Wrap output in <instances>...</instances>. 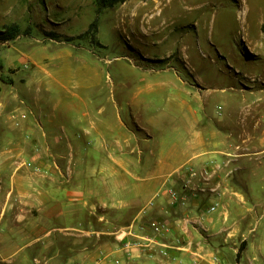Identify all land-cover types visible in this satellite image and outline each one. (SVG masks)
Wrapping results in <instances>:
<instances>
[{"label":"crops","instance_id":"0c3cea01","mask_svg":"<svg viewBox=\"0 0 264 264\" xmlns=\"http://www.w3.org/2000/svg\"><path fill=\"white\" fill-rule=\"evenodd\" d=\"M71 47L42 41L22 56H0V264H211L215 255L223 264H264L255 231L261 199L241 177L228 176L230 169L207 184L196 182L187 208L169 195L170 187L182 190L183 166L223 158L227 137L211 124L183 120L187 135L183 130L174 142L154 143L158 151L154 144L150 149L148 131L137 136L132 128L146 131L156 123L131 103L124 119L116 96L110 104H92L63 83V100L79 95L81 103H55L52 87L62 69L51 70L48 58L56 56L64 68L75 56ZM152 157L159 158L156 169L136 176L135 166L146 168L143 159ZM136 189L156 193L136 200L129 196ZM216 202L218 211L204 215V232L199 215ZM124 211L132 212L126 224L143 236L152 233L150 221L168 222L160 245H123L116 233Z\"/></svg>","mask_w":264,"mask_h":264},{"label":"rangeland","instance_id":"374dc122","mask_svg":"<svg viewBox=\"0 0 264 264\" xmlns=\"http://www.w3.org/2000/svg\"><path fill=\"white\" fill-rule=\"evenodd\" d=\"M95 20L97 26L90 29ZM13 23L22 30L30 28L31 34H22L10 47L0 44L2 57L22 56L42 41L50 46L72 45L75 56L64 68L56 56L48 58L51 70L62 69L52 87L55 103H81L79 95L67 99L65 95L63 100V85L92 104H110L116 96L124 119L131 103L145 121L156 123L146 125V131L132 127L137 136L149 132L150 149L158 141L180 138L179 132L188 128L183 120L194 124L198 119L204 127L211 124L220 137L225 135L229 152L223 158L200 166L189 163L181 169L203 171L190 189L196 182H211L221 169H230L228 176L241 177L253 187L262 203L255 231L264 247V151L256 153L264 147V0H126L101 10L98 0H0V29ZM51 31L76 38L52 40L46 35ZM157 146L152 149L160 151ZM142 148L147 155L149 151ZM136 150L134 165L139 160ZM158 160L144 158L148 166H135L136 176L142 177L148 168L155 170ZM175 190L179 198L172 203L189 207V189ZM153 193L136 189L129 196L142 200ZM215 204L217 209L210 211ZM212 205L199 215L197 225L204 232H208L204 215L220 207L219 202ZM122 214L117 215L116 237L123 245L131 242L141 247L146 243L142 238L149 236V246H159V237L170 228L165 220H156L167 223V231L151 229L150 235L143 236L136 226L126 224L132 212ZM129 228L134 240L118 238Z\"/></svg>","mask_w":264,"mask_h":264},{"label":"trees","instance_id":"16d2710c","mask_svg":"<svg viewBox=\"0 0 264 264\" xmlns=\"http://www.w3.org/2000/svg\"><path fill=\"white\" fill-rule=\"evenodd\" d=\"M125 1L126 0H98L99 10H101L103 8L113 7L117 4L123 3ZM145 1H147V0H145ZM96 26H97V20H95L91 24L90 29L93 27H96ZM87 32H89V31H87ZM22 34L23 35L31 34V29L27 28L25 30H22L21 26L17 23L5 25L4 29H0V44L14 41L18 37H20ZM46 35L50 39H53L56 41H71V40H74V38H76L73 36L72 37L64 36L63 34H60V33L55 32V31L47 32ZM78 38H80V36H78ZM0 68L1 69L4 68V61L1 57H0ZM2 77L5 78L4 75H2Z\"/></svg>","mask_w":264,"mask_h":264},{"label":"built area","instance_id":"2783aa9c","mask_svg":"<svg viewBox=\"0 0 264 264\" xmlns=\"http://www.w3.org/2000/svg\"><path fill=\"white\" fill-rule=\"evenodd\" d=\"M23 116L26 117L25 114ZM202 174H203V171L200 173L198 170L193 169V168L192 169H184L183 189L184 190L190 189L193 185L194 180L199 178V176ZM170 195H171L173 201H177L179 198L178 192L174 188L170 189ZM149 205L152 206L153 202H150ZM217 206H218V204L212 205L210 208V211H215L217 209ZM149 227L158 233H161L163 231H167L166 229L168 228L167 223H160L156 220L150 222ZM130 235H133V230L129 228V229H125V230L121 231V235L118 238H123V237H127ZM142 240L146 242V243H144L145 246H149V244H148L150 241L149 236L143 237ZM135 244L138 245V243H135ZM144 244H142V245L144 246ZM125 246L130 247L131 243H126ZM211 264H223L222 259L219 256L215 255L212 258Z\"/></svg>","mask_w":264,"mask_h":264}]
</instances>
